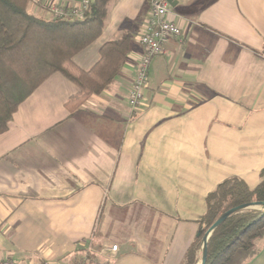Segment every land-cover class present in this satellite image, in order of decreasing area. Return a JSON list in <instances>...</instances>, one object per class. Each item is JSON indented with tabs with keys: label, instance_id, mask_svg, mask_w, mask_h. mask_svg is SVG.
Returning a JSON list of instances; mask_svg holds the SVG:
<instances>
[{
	"label": "crops",
	"instance_id": "crops-1",
	"mask_svg": "<svg viewBox=\"0 0 264 264\" xmlns=\"http://www.w3.org/2000/svg\"><path fill=\"white\" fill-rule=\"evenodd\" d=\"M166 1L182 36L152 59L138 108L128 96L151 0H113L103 32L74 61L89 70L105 44L130 34L114 84L71 112L79 88L55 73L0 135V258L184 264L209 195L233 178L251 190L262 182L264 0ZM33 2L45 19L53 5L78 4ZM245 264H264V239Z\"/></svg>",
	"mask_w": 264,
	"mask_h": 264
},
{
	"label": "trees",
	"instance_id": "trees-1",
	"mask_svg": "<svg viewBox=\"0 0 264 264\" xmlns=\"http://www.w3.org/2000/svg\"><path fill=\"white\" fill-rule=\"evenodd\" d=\"M33 0H0V135L5 133L21 104L49 77L60 73L79 88L67 108L77 111L86 100L108 90L116 81L131 49V35L108 42L98 62L85 70L75 56L103 32L113 0H92L81 18H40L31 13ZM262 182L251 190L233 178L220 184L207 199L197 241L184 264H195L206 231L229 209L251 201H264ZM264 239V211L248 210L224 222L209 241L207 264H245L259 253Z\"/></svg>",
	"mask_w": 264,
	"mask_h": 264
},
{
	"label": "built area",
	"instance_id": "built-area-1",
	"mask_svg": "<svg viewBox=\"0 0 264 264\" xmlns=\"http://www.w3.org/2000/svg\"><path fill=\"white\" fill-rule=\"evenodd\" d=\"M92 0H78V4L70 7L65 4H56L50 7L51 18H83L89 9ZM170 6L166 0H151V15L146 30L140 38V45L144 49L141 63L129 92L128 102L132 109H136L142 102L144 90L147 87L149 66L153 58L165 53V45L171 38L182 36L181 28L168 19ZM111 251L117 252L118 246H113ZM0 264H18L10 258H0ZM20 264V263H19ZM34 264H52L44 261Z\"/></svg>",
	"mask_w": 264,
	"mask_h": 264
},
{
	"label": "water",
	"instance_id": "water-1",
	"mask_svg": "<svg viewBox=\"0 0 264 264\" xmlns=\"http://www.w3.org/2000/svg\"><path fill=\"white\" fill-rule=\"evenodd\" d=\"M169 3L172 6H175L173 4V0H169ZM248 210H259L264 211V201H251L248 203H244L238 206H235L225 213H223L216 222L206 231L202 238V257L198 264H207L208 257H209V241L214 232L229 218L232 216L248 211Z\"/></svg>",
	"mask_w": 264,
	"mask_h": 264
},
{
	"label": "rangeland",
	"instance_id": "rangeland-1",
	"mask_svg": "<svg viewBox=\"0 0 264 264\" xmlns=\"http://www.w3.org/2000/svg\"><path fill=\"white\" fill-rule=\"evenodd\" d=\"M35 1V0H34ZM34 2L32 1V3H31V5L33 4ZM49 16H50V12H49ZM29 251V253H27L26 252V254H29V255H27L26 257L28 258V259H33L34 257H35V251H34V249H29L28 250ZM198 252H200L201 253V256H200V258L195 262V264H198L199 262H200V260H201V257H202V240H201V246H200V249H199V251ZM199 253V254H200ZM13 260L16 262V263H18L19 264V261H18V259H15V258H13ZM52 264H56V262H61L60 260L59 261H56V262H53V261H50Z\"/></svg>",
	"mask_w": 264,
	"mask_h": 264
}]
</instances>
